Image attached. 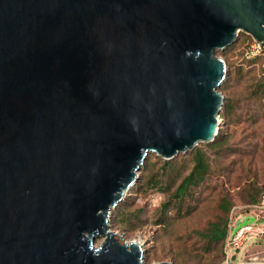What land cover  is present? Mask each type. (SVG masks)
Returning a JSON list of instances; mask_svg holds the SVG:
<instances>
[{
  "label": "water",
  "instance_id": "95a60500",
  "mask_svg": "<svg viewBox=\"0 0 264 264\" xmlns=\"http://www.w3.org/2000/svg\"><path fill=\"white\" fill-rule=\"evenodd\" d=\"M240 33L264 53V0H0V264H145L111 211L214 143Z\"/></svg>",
  "mask_w": 264,
  "mask_h": 264
},
{
  "label": "rangeland",
  "instance_id": "374dc122",
  "mask_svg": "<svg viewBox=\"0 0 264 264\" xmlns=\"http://www.w3.org/2000/svg\"><path fill=\"white\" fill-rule=\"evenodd\" d=\"M247 41L239 34L233 46L216 51V56L226 62L228 75L218 89L224 97L219 114L222 143L216 148L210 147L214 143L196 147L207 157L209 170L205 180L191 190V197L185 198L181 208L174 206L163 214L162 204L171 198L175 187L191 169L190 154L195 149L170 160L179 167L170 172V181L177 172H186L168 193L146 185L152 174L165 182L164 185L167 183L161 176L163 159L152 158L151 171H144L143 165L135 186L128 191L121 205L111 211V230L123 241L140 242L145 264H264V209L261 208L264 197V97L255 99L251 95L254 87L250 88L252 77L264 80V70L261 61L248 64L242 58ZM249 193L257 198L256 203H249ZM223 200L231 205L228 216L219 209ZM122 210L131 220L130 225L114 223ZM165 214L169 219L167 225H156ZM250 215L263 222L249 226L251 230L241 237L247 240L228 259L227 250L232 245L226 247L227 241L231 242L233 229ZM220 218L227 220V235L214 251L207 253L206 241L200 233ZM101 241L97 239L95 247Z\"/></svg>",
  "mask_w": 264,
  "mask_h": 264
},
{
  "label": "trees",
  "instance_id": "16d2710c",
  "mask_svg": "<svg viewBox=\"0 0 264 264\" xmlns=\"http://www.w3.org/2000/svg\"><path fill=\"white\" fill-rule=\"evenodd\" d=\"M241 38L243 37V40H249L247 42H251V38L248 35H245L243 33H240ZM225 52H222V54H225ZM258 61H261V58H255L250 61H245L248 64H253ZM254 87V89L251 92V95L254 96V98H261L264 97V80L262 78L260 80H257L256 77L251 78V85L250 88ZM249 88V89H250ZM222 143V131L221 129L218 130L217 136L215 138L214 144L211 145V148H216ZM191 161H192V167L188 171V173L181 179L179 184L175 187L174 192L171 194V198L167 200L164 204H162V213H167L170 211L171 208L174 206H177L178 208H181L183 205L186 197H191V190L194 187H197L201 182L205 180L208 174V163H207V157L204 151H202L200 148H195V150L190 154ZM157 159L160 160L159 157H156L154 154H151L148 156L144 163V171L150 172L153 166V163H151V159ZM177 167L176 162L174 161H164L162 164V172L161 176L163 177V180L167 183L164 185L165 182H163L160 179L155 178V175L152 174L146 181V185L150 187L151 189H157L160 192L168 193L171 188L176 185L175 182L180 179L182 176L181 174L183 172H186L184 170L177 172V175L173 179V181H170V172L174 171ZM167 177V178H166ZM257 202V198H255L251 193H249V203L253 204ZM121 203V202H120ZM118 204L117 207H119L121 204ZM116 207V208H117ZM231 208V205L223 200V202L219 205V209L221 210L222 214L224 216H228L229 210ZM137 218V216H136ZM167 222H169V219L167 215H163L159 220L156 221V225H167ZM115 224L118 225H130L131 220L127 219L125 213L120 212L117 217L114 220ZM128 227V226H127ZM136 228V227H135ZM201 237L205 239L206 246L205 250L206 252L214 251V249L220 245L226 235H227V220L220 218L213 223H210L208 228L204 233H200Z\"/></svg>",
  "mask_w": 264,
  "mask_h": 264
},
{
  "label": "built area",
  "instance_id": "2783aa9c",
  "mask_svg": "<svg viewBox=\"0 0 264 264\" xmlns=\"http://www.w3.org/2000/svg\"><path fill=\"white\" fill-rule=\"evenodd\" d=\"M242 58L246 61H250V60H253L255 58H261L263 60L261 63V67L264 70V53L260 49V46L257 42L252 40L251 42L246 43L245 47L243 48ZM261 208L264 209V197H263V205ZM249 226L240 230L235 235L230 236L229 240H231V242L227 241V245H226V247L232 245V247L227 250V258L228 259H231L235 255L236 250L239 248L240 244L244 240H247V238H241V237H242V235H244L245 232L251 230V227H249ZM248 239H252V238H248Z\"/></svg>",
  "mask_w": 264,
  "mask_h": 264
},
{
  "label": "flooded vegetation",
  "instance_id": "af4514ba",
  "mask_svg": "<svg viewBox=\"0 0 264 264\" xmlns=\"http://www.w3.org/2000/svg\"><path fill=\"white\" fill-rule=\"evenodd\" d=\"M247 217H254V216H251V215H250V216H247ZM256 220H257V219H256ZM258 221H260V220H258ZM261 221H262V220H261Z\"/></svg>",
  "mask_w": 264,
  "mask_h": 264
},
{
  "label": "bare ground",
  "instance_id": "6f19581e",
  "mask_svg": "<svg viewBox=\"0 0 264 264\" xmlns=\"http://www.w3.org/2000/svg\"><path fill=\"white\" fill-rule=\"evenodd\" d=\"M135 186V185H134ZM128 194V193H127Z\"/></svg>",
  "mask_w": 264,
  "mask_h": 264
}]
</instances>
